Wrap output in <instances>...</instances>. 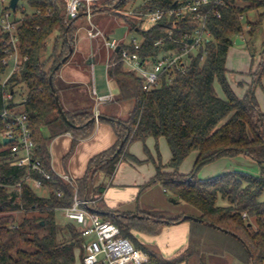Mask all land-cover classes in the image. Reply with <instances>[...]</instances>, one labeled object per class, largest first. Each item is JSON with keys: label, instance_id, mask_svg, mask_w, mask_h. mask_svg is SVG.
Returning <instances> with one entry per match:
<instances>
[{"label": "trees", "instance_id": "1", "mask_svg": "<svg viewBox=\"0 0 264 264\" xmlns=\"http://www.w3.org/2000/svg\"><path fill=\"white\" fill-rule=\"evenodd\" d=\"M133 1L99 0L92 3L91 8L94 14H122L121 19L142 41L139 55L147 58L159 51L154 43L165 36L169 24L160 23L147 30L138 27V16L127 14V8ZM20 2L25 5L24 20L18 31L20 51L28 60L19 81L28 90L25 111L30 117L36 158L52 174V179L45 180L38 173H32L34 178L42 179L46 187L43 195L34 191L24 180L26 169L13 164L8 146L0 142V264H75L77 249H83V239L77 226L69 222H66L64 232L70 238H63L57 224L59 210L72 205L75 190L74 186L52 173L48 144L50 139L70 133L76 145L89 138L95 130L92 104L73 112L63 109L68 123L59 112L56 100V96L59 98L56 79L72 55L78 31L75 22L85 17L86 8H82L77 19L68 20L64 0ZM173 2L157 0L135 10L168 9ZM209 9L207 25L212 38L193 58L185 73H179L172 84L163 76L160 87L147 91L142 80L135 73L126 71L122 64L108 68L110 85L118 91L111 104H130L132 109L125 118L99 119L112 124L117 142L90 160L88 172L77 180L76 188L78 197L84 200L90 180L100 174L112 177L122 160L138 161L128 154L129 144L144 142L149 137H164L171 152L168 169L158 164L154 180L145 188L160 183L178 204H188L198 213L195 216L197 220H187L191 222V247H202V239L206 237L216 250L215 240L223 239L228 254L241 264H264V176L229 172L208 180L197 177V172L204 165L220 158L238 156L256 162L264 174V113L255 97V89L264 78V53L253 74V86L243 98L235 94L227 77L229 49L237 39L244 36L253 38L258 32L264 18V0H243L235 6L212 5ZM260 9L262 13L258 14L257 21H248L250 30L246 32L243 18ZM216 11L221 12L222 18L215 16ZM2 41L0 37V46ZM2 58L0 53V71ZM64 59L66 61L61 64ZM118 59L119 53L115 51L112 60ZM51 76L55 93L50 85ZM216 82L221 86L225 99L218 96ZM59 103L62 107L60 100ZM42 128L49 130L50 137L42 135ZM122 142H125L124 146L118 152ZM194 152L197 160L193 171L181 174L180 166ZM19 182H22L21 193L10 188ZM88 210L116 224L123 237L134 245L133 231L157 235L164 226L183 222L186 215L175 219L152 218L143 212L108 210L102 203L89 206ZM243 214H247L249 220H244ZM139 247L153 264H179L191 254L189 249L180 258L162 262L155 247Z\"/></svg>", "mask_w": 264, "mask_h": 264}, {"label": "built area", "instance_id": "2", "mask_svg": "<svg viewBox=\"0 0 264 264\" xmlns=\"http://www.w3.org/2000/svg\"><path fill=\"white\" fill-rule=\"evenodd\" d=\"M12 0H0V37L2 45L0 53L2 70L0 71V95L2 111L0 121L3 129L0 130V142L10 150L15 166L25 168L26 180L36 192L45 190L42 179L34 178L32 173H38L45 180H51L52 174L45 170L42 162L36 158V143L30 125V117L25 111L28 102V90L26 85L19 81L22 78L24 64L28 57L20 51L19 25L24 20L25 5L20 0L16 11L11 8ZM98 0H64L68 20L79 17L82 8H86V16L90 21L94 15L91 5ZM157 0H140L135 9ZM243 0H174L168 9H151L146 12H127L139 18V25L144 30L160 23L169 24L165 36L154 43L159 50L154 55L143 58L139 55L142 49V41L134 37L129 45L120 44L117 40H108L104 33L91 24L87 31L90 39H102L104 47L109 53L107 66L112 67L122 64L126 71L135 73L143 82L147 91L161 86L163 76H166L169 84H172L179 73H185L194 57L205 49V45L212 38L208 28L209 7L233 6ZM215 16L222 18V14L216 11ZM146 24L148 27H145ZM119 53V59L113 61L114 52ZM206 52L203 54V56ZM92 94L98 105L112 101L111 95L99 96L96 89ZM95 121L98 122V112L95 113ZM5 140H9L7 144ZM52 173L65 182L74 186L73 203L70 207L60 209L64 219L77 226L83 240H85V253L83 264H153L148 256L138 249L131 240L123 237L120 228L111 221H105L98 213L88 210L90 203L78 197L76 182L66 175ZM261 176H264L262 173ZM21 193L22 182L10 186ZM21 195H19L20 198ZM62 196L61 193L58 194ZM244 220H249L247 214H243Z\"/></svg>", "mask_w": 264, "mask_h": 264}, {"label": "rangeland", "instance_id": "3", "mask_svg": "<svg viewBox=\"0 0 264 264\" xmlns=\"http://www.w3.org/2000/svg\"><path fill=\"white\" fill-rule=\"evenodd\" d=\"M140 0H134L132 5L133 8H136L139 6ZM132 5H130L127 8V12L132 10ZM262 13V10H254L249 13L248 18L244 17L242 20V24L245 27V31L248 32L250 30V25L248 26L249 22H256L258 18V14ZM122 14H114V13H99L94 14L92 21L95 24H98L101 26V28L105 32H109L108 37L110 40L116 39L117 41L124 40L125 43H129L134 37H137L134 33L129 32L128 28L124 25L121 17ZM80 25L86 27V29L91 28V24L89 23L87 16L83 17L81 19ZM145 27H148L146 24ZM98 29V28H97ZM85 30V28H84ZM83 35H86V32H82ZM241 39V38H240ZM244 44L243 45H237L234 43V45L230 48L228 58H227V68L230 71H235L237 73H234L236 82L232 80L229 76V83L234 90L235 94L239 98H243L246 91L251 88L253 85L254 80V73L257 69V66L260 62L261 55L264 53V18L262 21V25L258 32L255 34L253 38L250 36H244L241 39ZM94 48L96 52L101 53V56L106 54V51H104V45L102 41L95 42ZM64 70L70 71V67L68 65H65ZM63 69L60 70L64 71ZM94 75L95 79L98 83V89L102 90L103 92L111 93L115 95L117 94V89L109 84L107 85V78H106V63L104 61H98L97 64L94 66ZM239 72V73H238ZM93 74V73H92ZM91 80V77H90ZM241 85V86H239ZM245 86V87H244ZM57 88H59L57 86ZM215 90L218 94V96L222 99H225V94L221 88V86L216 82L215 83ZM63 93L60 94L62 97V100H64L65 96L67 98H73L76 97L77 91H69L67 90H60ZM101 93V92H100ZM255 97L259 103L261 111L264 113V78H262L261 84L257 86L255 89ZM77 98V97H76ZM109 103V102H108ZM132 105L130 104H119L117 106H110L105 108V112H109L110 115H113L114 113L117 115H121V118H125ZM102 108V107H101ZM103 110V109H101ZM109 124V123H107ZM112 126L111 124H109ZM112 128H114L112 126ZM41 133L44 137H50V132L47 128H42ZM53 140L57 144V150L56 153V163L55 165L59 167L61 171L64 172V168L67 162V158L71 157V155L76 151L74 142H72L71 139H69L67 136H60L57 138H52L50 141ZM49 141V142H50ZM128 154L134 156L133 154H137V156L140 158L137 162L131 161L128 159L122 160L119 164L120 167L123 169V171H129L126 175L127 181H131L129 179L133 178L136 179L139 177V175H145L146 172L150 170H154V174H157L156 167L158 164H161L165 167V169H168V164L171 160V152L167 143V140L164 137L154 138L149 137L144 142L142 141H136L128 145L127 147ZM195 154H191L180 166L179 172L181 174L189 173L191 170H193L195 162ZM135 158V156H134ZM58 163V164H57ZM77 164V162H76ZM223 171H229V172H241L245 174H249L251 176L257 177L261 174V167L251 159L244 157V156H238L235 158H220L217 159L211 163H208L204 165L198 172L197 177L200 179H205L208 176L212 175H218V173ZM122 175V172L120 173ZM130 174V175H129ZM154 175V177H155ZM99 176V175H98ZM113 177V176H112ZM106 176L101 174L99 178H104L105 185L104 189H107L111 184L114 178ZM154 178L151 180H148L149 182L142 185L144 188L147 186V184H150ZM206 180V179H205ZM98 181V179H95V182ZM142 187V189H143ZM120 187H116L115 185L111 188L112 191H117L116 189H119ZM141 189V190H142ZM135 186H128L125 187L124 191L126 193V197L128 198L127 201L120 200V202H125L123 206H120V210L122 211H128V210H135V207H142L143 202L150 204L149 208H145V211L151 212L155 215H159V211L164 212L162 214L163 216L167 218L173 217V212L175 211H193V207H191L188 204H185L183 202H180L179 204H171L170 199L172 198L171 195L164 193V188L160 183H155L146 189L147 191L142 192L140 194V190ZM149 192V193H148ZM148 193L147 195H145ZM43 195V193H40ZM141 196V199L139 201L138 196ZM131 199H136L138 201H132ZM145 200H149L146 202ZM152 203V204H151ZM155 206V207H153ZM157 206L159 208H157ZM142 209V208H141ZM161 215V214H160ZM57 224L59 227V232L61 236L65 239H69L70 237L68 235H65L64 228L66 226V221L62 217L61 213L59 212L57 215ZM184 224L189 225V221L184 222L181 225L178 226H186ZM177 226H164L161 230V232L157 235H151L149 233L143 232V231H133V237L135 241H138L140 243L148 242L149 239H156L157 237H161L162 234L165 235V232H169L167 230L174 229ZM168 228V229H167ZM174 231V230H173ZM202 247H200V253L196 252V248L191 247L190 249L194 251L193 253L188 255V258L185 262L180 264H241L237 259L231 255L228 254V248L225 245L223 239L215 240L216 250L215 247H211V243L208 241V238L205 237V239H202ZM154 242V241H153ZM172 243V239L170 238V241ZM155 243L160 248V253L167 257V251L163 249L162 242L156 239ZM190 243V242H189ZM170 244V243H169ZM171 246V245H170ZM83 252L80 248L77 249L76 253V262L75 264H82V255L81 252ZM218 251V252H216ZM231 251V250H229Z\"/></svg>", "mask_w": 264, "mask_h": 264}, {"label": "crops", "instance_id": "4", "mask_svg": "<svg viewBox=\"0 0 264 264\" xmlns=\"http://www.w3.org/2000/svg\"><path fill=\"white\" fill-rule=\"evenodd\" d=\"M133 7L134 6L132 5L131 11H133L135 9ZM85 16H86V14H85ZM92 19H93V17H92ZM92 19L90 21L88 20L89 23L91 22V24L93 26H95L96 28L101 30L104 33L105 37L108 40H110L108 37L109 32H105L101 28V26H99L98 24H95L92 21ZM122 21H123L124 25L128 28L129 32H132L130 30V28L127 26V23L123 19H122ZM80 22H81V19H79L78 21L75 22L76 27L78 26V31L76 30L75 47H74L73 53H72L69 61L65 64V65H68L70 67V71L69 70L65 71L64 68H62L65 66V65H63L61 67V69H63L64 71H61V74L59 71L57 79H56L55 86H56V89L58 90V93H59V100L61 101L63 109L65 111H68V112H73L76 110L84 109L85 107L92 104L94 115L96 112H98L99 116H101L103 120H108V119H111L112 117H120L121 118L122 117L121 115L113 116L116 114L114 113L113 115H110L109 112L108 113L105 112V108L110 107V106L119 105V104H115V105L111 104L115 100V98L117 97L118 91H117V94L113 95L112 91H111V93H107V92H103L102 90H99L98 89V83H97V81L95 79V75H94V73H95L94 72V66L97 64L98 61H100V60L104 61L105 60L107 85L109 86L110 82H109L108 77H107V70H108L107 62H108V58H109V53L105 47H104V51H106V54L101 56V53L96 52V50L94 48L95 42H98V41L103 42V40L102 39H94V40L90 39L88 37V34H87V31L89 29H86V27L80 25ZM84 28H85V30H84ZM82 32H86V35L85 34L83 35ZM132 33H134L137 36L136 38L140 39V37L138 36L137 33H135V32H132ZM77 36H78V39H77ZM119 43L129 45L130 42L125 43L124 40H120ZM243 44H237V45H243ZM260 60H261V58H260ZM234 73H237V72L229 70V73L227 75L228 81H229V76H230V78H232V80H234V82H236ZM90 77H91V80H90ZM57 86L59 88H57ZM239 86H241V85H239ZM67 88L69 91H71V90L77 91L75 94L77 98L74 97V99L73 98L71 99L70 97L67 98V96H65L64 97L65 99L62 100V97L60 96V94L63 92L60 90L66 91ZM93 89H96L99 96L111 95L112 101H110L109 103L98 105L95 97L92 94ZM109 90H111L110 86H109ZM101 109H103V110H101ZM131 109L132 108H130V110ZM107 123L108 122H106V121L96 122L95 130H94L93 134L89 138L81 140L78 144L75 145L76 151H74V153L71 155V157L67 158V162H66V165L64 168V172L59 169L58 165L57 166L55 165L56 159H57L55 151L57 150L58 146L55 142H53V140H51L48 144L49 154H50V158H51V169L56 174L69 176L70 178L74 179L75 182H77V180H79V179L84 178L88 172L90 160L93 157L101 154L102 152L109 150L117 142V135H116L115 129L109 125L110 123L109 124H107ZM60 136H64V137L67 136L69 139L72 140V142L74 141L73 137L70 133L62 134V135H59L57 137H60ZM57 137H55V138H57ZM133 155L138 160L140 159L136 153ZM195 157L196 158L193 162H196V160H197V153L195 154ZM76 162H77V164H76ZM192 171L193 170H191L189 173H191ZM121 172H122V175L120 174ZM128 172H129L128 170L123 171V169L120 167V164H119L114 175H113V177H112V178H114V180L112 181V184L107 189L103 188L105 185V180H104V178H99V176L101 175L100 174L99 176L95 177L94 180L89 181L88 194L84 198V200L83 199H81V200L88 201L90 203V206L102 203V205L105 206V209H108V210H115V211H121V212H131V213H134L137 211L139 213L143 212L148 217H152V218L153 217L167 218V217L162 215V214H164V212H162V211H159L160 212L159 215H155L151 212L145 211V208L150 207V204H147L145 202H143L144 206H142V207L137 206V207H135V210H128V211L120 210V206H123L125 203L124 201H127V199H128L126 197V193L124 191L125 187L135 186L138 189L137 191L140 190V194H142V192H145V191H147L146 189H148V187L144 188L142 185L149 182L148 180H150V179L152 180L154 178V175H155L154 170H150V171L146 172V174L144 176L139 175L138 178H136V179L131 178V179H129L131 181H127L126 175L128 174ZM189 173H185V174H189ZM227 173H229V171H223V172L218 173V175L208 176L205 179L206 180L212 179V178H215L217 176L227 174ZM261 174H262V172H261ZM261 174L257 177H260ZM95 179H98V181L95 182ZM205 179H202V180H205ZM114 185L116 187H120V188L116 189L117 191H112L111 188ZM142 187H143V189H142ZM163 191L165 194L170 195V193L166 192L165 189ZM42 193H44V192H42ZM148 193H146L145 195H147ZM142 195L138 196L139 201H140ZM169 199H170L171 204H178L175 201V199H173V198H169ZM120 200H124V201L120 202ZM131 200L135 201L136 199H131ZM136 201H138V200H136ZM145 201L148 202L149 200H145ZM221 205H225V203L221 202ZM153 207H155V206H153ZM157 208H159V207L157 206ZM172 214H173V217L168 218V219H175L178 216H181L182 214H186L185 216H191V217H195L198 215L197 212H193V211L192 212L191 211H189V212L188 211L187 212L175 211ZM184 222H186V221L179 222L176 224L166 225V227L167 226H174V225H176L177 227L174 229L167 230L169 232H165V235L162 234L161 237L156 238L157 240L160 239V241L162 242L163 249L165 251H167V253H168L167 257L163 256L160 253L161 252L160 248L155 243L156 239H149L148 242H144V243H140L138 241H135V245L137 244L136 247L140 250H142V248L139 247L140 245L141 246H153V247H155L157 252H158V256L162 262L172 261L174 259L180 258L191 248V244L189 243L190 242L191 222L189 221V223H190L189 225L184 224L186 226H178V225L183 224ZM170 238L172 239V243L169 242ZM84 244H85V240H83V249H81L83 252L80 251L81 255H82V259H83L84 253H85ZM200 250H201L200 248H196V252L200 253L201 252ZM194 251H192L190 249L191 253H193ZM148 258H149V256H148ZM237 261H239V260H237Z\"/></svg>", "mask_w": 264, "mask_h": 264}, {"label": "water", "instance_id": "5", "mask_svg": "<svg viewBox=\"0 0 264 264\" xmlns=\"http://www.w3.org/2000/svg\"><path fill=\"white\" fill-rule=\"evenodd\" d=\"M18 1H19V0H12V1H11V8H12L13 10L16 9V6H17ZM243 43H244V42L241 41L240 39H237V40L235 41V44H243ZM71 53H73V50H71ZM65 61H66V59H64V60L61 62V64H62L63 62H65ZM59 68H60V65L57 66L56 71H57ZM50 85H51V87H52L53 92L55 93V89H54V86H53V77H52V76L50 77ZM56 100H57V104H58L59 112L61 113V115L63 116V118L69 123V121L67 120V118H66V116H65V113H64V111H63V108L61 107V105H60V103H59V98H58L57 96H56ZM100 118H102V117H101V116H98V119H100ZM93 120H95V116H94ZM8 142H9V140H5V141H4L5 144H7ZM124 143H125V142H122L120 148L118 149V152L122 149V147L124 146ZM187 220H197V218H195V217H191V216H185V217L183 218V221H187ZM73 244H74V243H72V245H73Z\"/></svg>", "mask_w": 264, "mask_h": 264}]
</instances>
